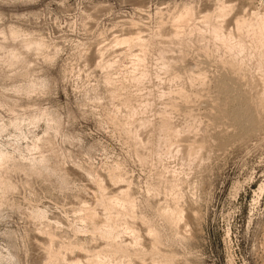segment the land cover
Segmentation results:
<instances>
[{
  "label": "rangeland",
  "instance_id": "obj_1",
  "mask_svg": "<svg viewBox=\"0 0 264 264\" xmlns=\"http://www.w3.org/2000/svg\"><path fill=\"white\" fill-rule=\"evenodd\" d=\"M0 264H264V0H0Z\"/></svg>",
  "mask_w": 264,
  "mask_h": 264
}]
</instances>
